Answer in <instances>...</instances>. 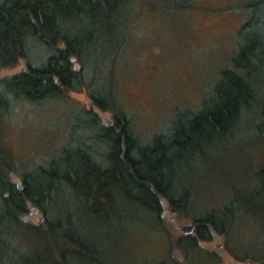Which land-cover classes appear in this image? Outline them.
Listing matches in <instances>:
<instances>
[{
  "label": "trees",
  "instance_id": "16d2710c",
  "mask_svg": "<svg viewBox=\"0 0 264 264\" xmlns=\"http://www.w3.org/2000/svg\"><path fill=\"white\" fill-rule=\"evenodd\" d=\"M181 1L174 0V7H182ZM141 5L160 6L155 0H4L0 4V122L15 104L66 98L84 87L83 74L90 68L89 80L104 67L112 76L105 97L89 83V105L83 111L93 121L81 129L100 130L99 147L82 143L63 148L46 165L19 179L13 177L11 156L0 145V246L24 231L33 237L30 245L35 253L19 255L18 264H108V257L84 240V221L78 224L77 217L58 214L56 196L71 197L92 219L105 220L107 228L118 221L122 236L129 229L124 220L133 208L161 226L167 212L187 216L193 199L187 178L209 150L224 147L252 120V142L260 145L264 139V0L245 3L243 8L251 14L239 29L233 67L220 71L201 108L176 111L169 128L147 143L134 132L114 85L129 12ZM250 28L255 33L248 32ZM28 38L49 49L50 55L41 68L25 61L14 70L27 59ZM108 113L112 117L106 121ZM263 176L264 170L253 174L251 180L262 185L261 192L251 194L230 181L232 200L223 209L192 219V234L171 243L186 263L190 264L191 252L210 248L214 239L220 240L219 248L228 249L221 238L229 235L237 218L254 210L264 193ZM31 210L39 213L40 223L26 220ZM237 259L252 264L250 259Z\"/></svg>",
  "mask_w": 264,
  "mask_h": 264
},
{
  "label": "rangeland",
  "instance_id": "374dc122",
  "mask_svg": "<svg viewBox=\"0 0 264 264\" xmlns=\"http://www.w3.org/2000/svg\"><path fill=\"white\" fill-rule=\"evenodd\" d=\"M155 1L160 6L141 5L130 10L126 42L114 67L113 80L120 105L131 119L134 132L146 143L152 135L169 128L176 111L201 108L220 71L233 67L231 60L238 51L239 29L251 14L243 8L249 0H182L179 3L182 7H174L177 4L174 0ZM26 44L27 59L14 70L23 67L25 61L35 69L41 68L50 55L49 49L32 38ZM92 75L93 68L84 72V87L69 92L64 99L47 100L39 105L15 104L4 116L0 122V145L11 156L14 178L20 179L23 173L46 165L63 148L82 143L90 148L100 146L97 140L100 130L81 129L93 121L83 111L89 105V83L105 97L109 94L112 76L107 67L89 80ZM111 117L108 113L105 120ZM253 122L244 123L224 147L209 150L197 171L188 176L186 184L193 192V199L187 216L167 212L158 226L149 216L133 208L124 220L129 229L122 236L124 229L119 230L118 221L107 228L105 220L92 219L71 197L56 196L55 208L58 214L77 217L78 224L84 221V240L107 256L108 264H170L173 261L189 264L184 254L171 245L183 235L180 225L191 224L194 217L223 209L233 198L230 181L238 190L250 194L261 192L262 181L255 182L251 177L264 170V139L260 145L252 142L255 138L249 127ZM100 152L98 148L96 153ZM96 156L101 158L100 154ZM236 208L235 205L233 209ZM253 209L250 214H241L229 235L221 238L223 244L226 241L227 250L219 248L220 240L214 239L210 248L203 246L202 250L190 253V264H233L237 258L250 259L252 264L263 261L264 193ZM39 218V213L31 210L26 220L40 223ZM7 241L8 245L0 246V264H18L19 255L35 253L30 245L33 237L28 231L19 233L14 241Z\"/></svg>",
  "mask_w": 264,
  "mask_h": 264
},
{
  "label": "water",
  "instance_id": "95a60500",
  "mask_svg": "<svg viewBox=\"0 0 264 264\" xmlns=\"http://www.w3.org/2000/svg\"><path fill=\"white\" fill-rule=\"evenodd\" d=\"M39 220H41V218H39ZM194 228H195L194 224L191 223L187 225H180L179 230L181 231V233L186 235L192 233L194 231Z\"/></svg>",
  "mask_w": 264,
  "mask_h": 264
},
{
  "label": "flooded vegetation",
  "instance_id": "af4514ba",
  "mask_svg": "<svg viewBox=\"0 0 264 264\" xmlns=\"http://www.w3.org/2000/svg\"><path fill=\"white\" fill-rule=\"evenodd\" d=\"M233 264H246V263H241V262H234Z\"/></svg>",
  "mask_w": 264,
  "mask_h": 264
}]
</instances>
